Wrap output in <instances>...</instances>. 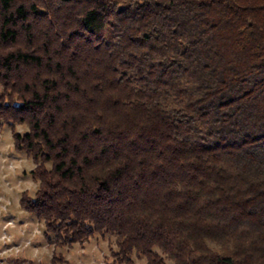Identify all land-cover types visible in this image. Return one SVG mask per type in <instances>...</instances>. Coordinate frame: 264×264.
<instances>
[{"label":"trees","instance_id":"16d2710c","mask_svg":"<svg viewBox=\"0 0 264 264\" xmlns=\"http://www.w3.org/2000/svg\"><path fill=\"white\" fill-rule=\"evenodd\" d=\"M0 85L49 243L264 264V0H0Z\"/></svg>","mask_w":264,"mask_h":264},{"label":"clouds","instance_id":"9594fccd","mask_svg":"<svg viewBox=\"0 0 264 264\" xmlns=\"http://www.w3.org/2000/svg\"><path fill=\"white\" fill-rule=\"evenodd\" d=\"M30 129L24 125H16L15 132L23 135ZM0 264H10V261L25 260L32 264H52L57 246L48 244L44 236L46 222L40 220L31 222L27 218L31 215L21 206V199L26 193L34 198L41 186V181L33 179L31 173L38 165L30 160H9L7 154L15 153L12 131L0 138ZM49 170L51 165H46ZM25 172L26 179H18ZM13 219H7V217ZM21 220L25 222L20 223ZM41 245L34 247L33 245ZM95 251V250H93ZM77 256H81L77 259ZM67 264H103V256L94 259H83L82 250L74 246L71 252L64 253Z\"/></svg>","mask_w":264,"mask_h":264},{"label":"rangeland","instance_id":"374dc122","mask_svg":"<svg viewBox=\"0 0 264 264\" xmlns=\"http://www.w3.org/2000/svg\"><path fill=\"white\" fill-rule=\"evenodd\" d=\"M2 92H3V88L0 85V94H2ZM9 130L11 129L8 128L6 125L0 123V138L4 137ZM2 143H4V141L0 139V144ZM7 156L9 160L26 159L34 163L33 160L29 158L25 153H18L15 151V153H8ZM27 176L28 173L25 172V174L22 177H18V179H26ZM7 219H13V217L9 216L7 217ZM27 219L33 223L38 222V220L33 215H30ZM24 222H25L24 220L20 221L21 224H23ZM116 242H117V237L114 235H110L108 233L95 234L87 242L83 244H74L73 246L70 247H66V246L61 247L60 245H56L57 243L55 242L54 239L52 243H49V241L47 240L48 244H55L57 246L56 253L53 256L52 264H67V262L64 260V253L71 252L74 246H78V248L82 250L83 259H94L96 256L102 255L103 264H147L146 258L140 257L136 253L132 254L131 263L118 262L116 258V253L118 252V249L116 247ZM33 246L39 247L41 245L37 244ZM214 248H216V246H214ZM76 258L80 259L81 256H77ZM10 264H32V262L21 259V260L10 261Z\"/></svg>","mask_w":264,"mask_h":264}]
</instances>
